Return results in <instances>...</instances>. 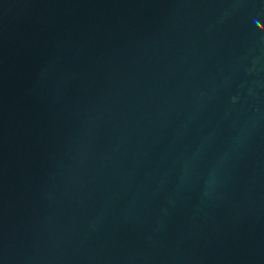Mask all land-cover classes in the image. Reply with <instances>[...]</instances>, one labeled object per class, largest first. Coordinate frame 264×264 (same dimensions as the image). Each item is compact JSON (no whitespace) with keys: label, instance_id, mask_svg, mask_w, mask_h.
Returning <instances> with one entry per match:
<instances>
[{"label":"water","instance_id":"obj_1","mask_svg":"<svg viewBox=\"0 0 264 264\" xmlns=\"http://www.w3.org/2000/svg\"><path fill=\"white\" fill-rule=\"evenodd\" d=\"M0 264H264V0H0Z\"/></svg>","mask_w":264,"mask_h":264}]
</instances>
